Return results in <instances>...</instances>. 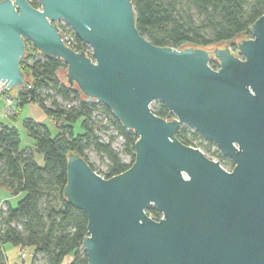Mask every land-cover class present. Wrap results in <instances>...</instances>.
Returning <instances> with one entry per match:
<instances>
[{
  "label": "water",
  "instance_id": "obj_1",
  "mask_svg": "<svg viewBox=\"0 0 264 264\" xmlns=\"http://www.w3.org/2000/svg\"><path fill=\"white\" fill-rule=\"evenodd\" d=\"M37 1L39 8L0 0V81L25 87L20 61L31 44L62 61L58 77L68 87L137 137L131 166L108 179L67 154L63 196L87 217V263L264 264V14L250 38L232 42L235 51L173 49L139 34L133 0ZM59 21L90 55L67 45ZM156 102L171 120L153 114ZM183 125L229 156L233 169L182 144ZM150 207L160 219L146 214Z\"/></svg>",
  "mask_w": 264,
  "mask_h": 264
},
{
  "label": "trees",
  "instance_id": "obj_2",
  "mask_svg": "<svg viewBox=\"0 0 264 264\" xmlns=\"http://www.w3.org/2000/svg\"><path fill=\"white\" fill-rule=\"evenodd\" d=\"M27 1L39 8L37 0ZM132 4L139 34L154 46L173 49L209 48L250 38V26L264 14V0H133ZM68 46L90 55L89 47L76 36ZM232 47L235 50V45ZM25 50L20 66L26 83L18 90V109L35 104L60 125L52 133L45 123L24 119L22 128L33 142L24 148L17 127L0 125V187L11 196L22 195L15 206L4 201L6 208L0 209V264H7L5 245L30 250V264L39 260L43 264H88L82 249L87 217L67 204L63 196L67 154L77 153L92 171L108 179L131 166L137 137L125 130L106 107L85 102L76 89L58 77V71L66 69L62 61L42 57L28 43ZM46 100L50 101L48 107ZM151 110L160 118L168 116L162 103L156 102ZM111 129L122 137L121 152L113 147L117 137ZM176 138L196 147L198 134L183 127ZM89 149L106 159L105 172L88 161L84 152ZM121 154L128 156V163ZM146 214L154 220L161 218L154 207Z\"/></svg>",
  "mask_w": 264,
  "mask_h": 264
},
{
  "label": "rangeland",
  "instance_id": "obj_3",
  "mask_svg": "<svg viewBox=\"0 0 264 264\" xmlns=\"http://www.w3.org/2000/svg\"><path fill=\"white\" fill-rule=\"evenodd\" d=\"M58 26H60L61 30L63 33H65V35L68 37L70 35V32L67 28H65V23L63 21H59L58 22ZM213 47H209L208 49H211ZM234 50V49H233ZM235 51V50H234ZM61 70H65V68H61ZM30 80V78H29ZM7 96L9 95V97L13 98L15 95L18 94V90L15 89V88H11V89H7ZM44 93V92H43ZM6 96V95H4ZM0 99H2L3 101V104H4V99L3 97H1ZM47 107L50 106V101L49 100H46L45 103H44ZM155 106V103H153L151 105V109L154 108ZM40 109V108H39ZM3 112L4 114L8 117V116H12L14 113H17L18 112V106L16 107V109L14 110V112L11 114H8L6 113L7 110L5 109V105L3 106ZM25 113L28 114V108H25ZM33 120V119H32ZM50 129V131L52 133H55L56 132V128L55 126L60 125V122L55 123L54 120L52 119H49L48 121L45 120L44 122ZM17 129L19 130V133H20V138H21V147H26V146H29L31 145L33 142L27 137L25 131L23 130L22 128V121H19L18 125H16ZM75 131L78 132V125L75 126ZM99 136L102 138V140H106V137L105 135L103 134H99ZM113 147L114 149H116L117 151L121 152V145L119 143V141H115L113 143ZM84 155L87 157L88 161L93 164L100 172H105L106 171V159L102 156H99L97 155L92 149H89V150H86L84 152ZM38 158V161L40 162L41 161V158L40 156L37 157ZM121 158L124 162L128 163L129 162V158L128 156L124 155V154H121ZM22 198V195H18V196H11L10 192L6 189V188H3V187H0V209L4 210L6 208V206L2 203V201H7L11 206H15L17 204V202ZM2 203V205H1ZM13 246L11 245H5L4 246V249H5V252H6V255L8 258H10V251L12 249ZM17 262V261H16ZM15 262V263H16ZM22 263V261H21ZM20 263V264H21ZM14 264V263H12ZM37 264H43L41 260H39L37 262Z\"/></svg>",
  "mask_w": 264,
  "mask_h": 264
},
{
  "label": "crops",
  "instance_id": "obj_4",
  "mask_svg": "<svg viewBox=\"0 0 264 264\" xmlns=\"http://www.w3.org/2000/svg\"><path fill=\"white\" fill-rule=\"evenodd\" d=\"M3 106H4L3 101L2 99H0V125H8V126L16 127L19 121H23L24 119H33L34 121L39 123H44L45 120L47 121L49 120V118H47L45 114L42 112V110L39 109V107L35 104H28L23 106L22 108L18 109V112L14 113L11 117L10 116L7 117L4 114ZM25 108H28V114L25 113ZM3 202L4 200L2 201V203ZM23 250H25L27 256L23 259L21 264H30V260H31L30 250L21 249L19 247H12V249L8 251L10 252L9 254L10 258L7 257L5 249H3L7 264L15 263L18 260V257Z\"/></svg>",
  "mask_w": 264,
  "mask_h": 264
},
{
  "label": "flooded vegetation",
  "instance_id": "obj_5",
  "mask_svg": "<svg viewBox=\"0 0 264 264\" xmlns=\"http://www.w3.org/2000/svg\"><path fill=\"white\" fill-rule=\"evenodd\" d=\"M225 44L228 45L229 47H231V49H233L232 42H228ZM209 66L215 71L219 69L218 62L213 57H211V59L209 60ZM172 118H173V116L168 111V116L163 118V119L171 120ZM183 127L189 128L191 131L196 132L194 129H192L189 126L183 125L180 128H183ZM194 145L196 147H194V146H191V147L199 149L205 155V157H207L208 159L219 162L220 166L224 170L231 171L233 169V167H234L233 160L229 156H223L220 153L218 147L213 142L205 139L204 137H202L198 134V139L196 141H194ZM233 146H235L237 148L236 144H233Z\"/></svg>",
  "mask_w": 264,
  "mask_h": 264
},
{
  "label": "built area",
  "instance_id": "obj_6",
  "mask_svg": "<svg viewBox=\"0 0 264 264\" xmlns=\"http://www.w3.org/2000/svg\"><path fill=\"white\" fill-rule=\"evenodd\" d=\"M65 26L68 28V29H70L66 24H65ZM71 30V29H70ZM62 31V30H61ZM70 32V35L67 37L66 35H65V33H63L62 32V36H63V40L67 43V45H69V43H71L72 41H73V39H74V33L72 32V30L71 31H69ZM7 88H6V85H5V83H3V82H1L0 81V98L1 97H3V99H4V105H5V109L7 110V112L6 113H8V114H12L13 112H14V110L16 109V107L18 106V104H19V102H20V100H19V95L17 94V95H15L13 98H11V97H9V95L7 96ZM4 95H6V96H4ZM86 102V101H85ZM113 132V135L114 136H116L117 137V141H119V143L121 144L122 143V137L121 136H119L118 134H117V132L116 131H114L113 129H111ZM27 256V254H26V252H25V250H23L21 253H20V255H19V257H18V260H17V262L16 263H14V264H20L21 263V261H23V259L25 258Z\"/></svg>",
  "mask_w": 264,
  "mask_h": 264
}]
</instances>
